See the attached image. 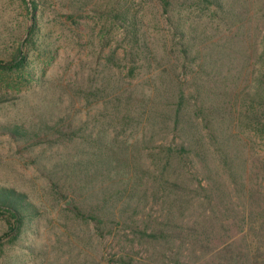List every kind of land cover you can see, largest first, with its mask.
Wrapping results in <instances>:
<instances>
[{
    "label": "rangeland",
    "instance_id": "rangeland-1",
    "mask_svg": "<svg viewBox=\"0 0 264 264\" xmlns=\"http://www.w3.org/2000/svg\"><path fill=\"white\" fill-rule=\"evenodd\" d=\"M225 1L0 0V264H251L264 0ZM183 144L206 193L165 184Z\"/></svg>",
    "mask_w": 264,
    "mask_h": 264
},
{
    "label": "trees",
    "instance_id": "trees-1",
    "mask_svg": "<svg viewBox=\"0 0 264 264\" xmlns=\"http://www.w3.org/2000/svg\"><path fill=\"white\" fill-rule=\"evenodd\" d=\"M116 3L113 4L111 11L109 13V22L111 28H115L117 26H126L129 30L133 28L134 21L129 16V9L126 4L129 0L123 1V4L119 3V0H115ZM164 14L169 13L172 7V0H157ZM202 4L207 6L205 8H209L210 6H215L216 9L219 8L222 12L225 11V7L228 6L229 9L233 7V5L229 4L225 0H201ZM242 2V3H241ZM239 2L241 7H245L244 1ZM234 8H236L234 6ZM131 32V33H130ZM129 35L134 36L133 31L128 32ZM182 45V44H180ZM115 49L113 50V54L115 53ZM182 52L187 53L186 49L182 48ZM128 56H131L130 51L127 53ZM114 56V55H113ZM16 60H20L17 56ZM259 102L258 103V111L256 113L260 115L255 116V122L258 126V130L260 133H264V93L258 95ZM185 92L184 89H181L179 94L178 102L176 103L177 114H179L182 110L181 105H184L185 101ZM178 107V108H177ZM196 116V115H195ZM197 117V116H196ZM164 149V159H163V168L166 170L172 169L174 171L175 176L172 175V182L168 179H165V184H171L172 187H175L179 190H184L191 181L197 178L194 176L195 172H193L191 164L195 162V157H190V149L186 147L184 144L181 146H172L168 145L163 147ZM197 184L200 189L204 190L206 193L207 190L201 185L200 180L197 179ZM260 185V184H259ZM188 188V187H187ZM206 198H208V194H205ZM249 206L250 208L246 210L245 215L243 216V221H246L248 226L250 225L249 230L252 231L251 237L254 240L255 247L250 251V255L246 257L250 260L251 264H264V202L261 200V194L258 190H250L248 196ZM8 201L9 198H6ZM3 205V204H2ZM163 235L162 230L152 233L149 236L157 238ZM226 254V258L230 259V263L232 264L233 260L236 257H239V254L234 255L233 251L229 249H224Z\"/></svg>",
    "mask_w": 264,
    "mask_h": 264
}]
</instances>
